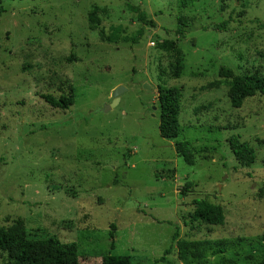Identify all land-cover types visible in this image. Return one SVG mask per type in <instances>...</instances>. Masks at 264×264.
Returning a JSON list of instances; mask_svg holds the SVG:
<instances>
[{"label": "rangeland", "instance_id": "rangeland-1", "mask_svg": "<svg viewBox=\"0 0 264 264\" xmlns=\"http://www.w3.org/2000/svg\"><path fill=\"white\" fill-rule=\"evenodd\" d=\"M129 3L154 25L138 21L125 0L2 3L0 225L20 217L31 238L74 241L78 264H101L109 252L142 264H184L175 232L236 241L207 261L245 264L264 244V95L233 108L220 70L264 74V0ZM165 39L182 52L178 78L171 55L157 46ZM61 82L75 87L66 110L41 97L57 94ZM159 84L182 91L173 139L159 134ZM117 86L123 92L104 111ZM234 133L255 150L252 164L235 160L227 142ZM177 140L190 141L192 164L176 153ZM195 199L221 205L223 223L191 220Z\"/></svg>", "mask_w": 264, "mask_h": 264}, {"label": "trees", "instance_id": "trees-1", "mask_svg": "<svg viewBox=\"0 0 264 264\" xmlns=\"http://www.w3.org/2000/svg\"><path fill=\"white\" fill-rule=\"evenodd\" d=\"M0 0V15L5 11ZM129 10L137 12V20L143 24L154 25L152 18L147 16L138 6L125 0ZM89 20L94 22L97 17L94 12L89 14ZM186 22L181 17L178 19L177 33L183 34V27ZM143 35V28L137 29L136 34L131 37L133 43ZM158 48L171 55L170 67L171 76L178 78L183 70V56L181 50L174 40H162ZM220 75L227 78L228 98L233 108L241 107L244 99L255 94L264 95V74L258 70L234 73L230 68H222ZM157 99L159 104V134L163 138L173 139L179 133V113L181 109L182 91L178 86L158 85ZM75 87L72 83L61 82L58 93H44L41 97L49 105L62 110L69 109L75 101ZM228 146L233 153L237 163L241 166H248L255 161L256 153L248 142L240 140L236 133L231 134L228 139ZM176 153L182 157L187 164L193 163V152L191 143L188 140H177L174 142ZM191 220H197L205 225H221L225 218L224 209L219 204H212L201 199L193 201ZM114 229L115 225L111 224ZM110 236L114 232L110 231ZM173 239L176 241L178 258L184 264H209L208 256L219 255L232 249L236 241L220 239H185L178 238L175 232ZM245 255V264H264V244ZM114 242H110V249ZM165 253H169L166 249ZM0 255L3 264H78L79 249L74 241L62 242L55 237L31 238L25 227L24 220L15 218L8 226L0 225ZM164 260L165 257L160 258ZM223 264L232 263L231 259H223ZM101 264H142L139 258L130 254L106 253L102 256Z\"/></svg>", "mask_w": 264, "mask_h": 264}, {"label": "water", "instance_id": "water-1", "mask_svg": "<svg viewBox=\"0 0 264 264\" xmlns=\"http://www.w3.org/2000/svg\"><path fill=\"white\" fill-rule=\"evenodd\" d=\"M123 90H124L123 86H117L113 90V92H112V97H113L112 102H111V104L105 106V108L103 109L104 111L105 110H109L111 107H113L116 104V102L118 101V96L123 92Z\"/></svg>", "mask_w": 264, "mask_h": 264}, {"label": "built area", "instance_id": "built-area-1", "mask_svg": "<svg viewBox=\"0 0 264 264\" xmlns=\"http://www.w3.org/2000/svg\"><path fill=\"white\" fill-rule=\"evenodd\" d=\"M151 44H153V42H151Z\"/></svg>", "mask_w": 264, "mask_h": 264}]
</instances>
